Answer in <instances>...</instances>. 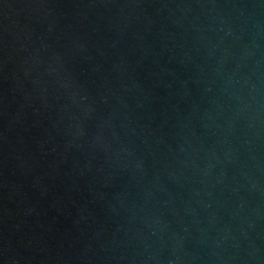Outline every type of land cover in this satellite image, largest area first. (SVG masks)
<instances>
[{"label": "water", "instance_id": "95a60500", "mask_svg": "<svg viewBox=\"0 0 264 264\" xmlns=\"http://www.w3.org/2000/svg\"><path fill=\"white\" fill-rule=\"evenodd\" d=\"M0 264H264V0H0Z\"/></svg>", "mask_w": 264, "mask_h": 264}]
</instances>
